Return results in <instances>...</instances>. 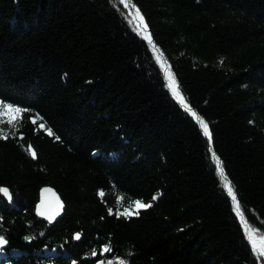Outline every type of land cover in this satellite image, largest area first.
Returning <instances> with one entry per match:
<instances>
[{
	"label": "trees",
	"instance_id": "1",
	"mask_svg": "<svg viewBox=\"0 0 264 264\" xmlns=\"http://www.w3.org/2000/svg\"><path fill=\"white\" fill-rule=\"evenodd\" d=\"M133 1L211 140L121 0H0V264H264V0Z\"/></svg>",
	"mask_w": 264,
	"mask_h": 264
},
{
	"label": "snow or ice",
	"instance_id": "2",
	"mask_svg": "<svg viewBox=\"0 0 264 264\" xmlns=\"http://www.w3.org/2000/svg\"><path fill=\"white\" fill-rule=\"evenodd\" d=\"M137 29L140 32L141 35H143L144 39H146L149 43H152V38L150 34H148L147 25L144 22L143 16L140 14L139 10L137 9L135 11V17ZM154 51L156 49L154 48ZM157 59H160V56H157ZM168 87L170 88L172 95L179 100L181 104L185 107L187 111H189L193 116L196 114L192 112L191 108L188 107V105L185 103L183 96L179 92L178 85L176 83V80L174 76L171 75L169 72L168 74ZM0 112L7 115L9 117L8 122L11 123L14 120H16L18 117H20L22 110L20 108L13 107L9 104H0ZM200 127L203 130V135L205 137H208L209 141L211 140V133L209 131L208 124L203 121L202 119H199ZM33 123H36V120H33ZM41 128H44V124H40ZM48 135H53L52 131L50 129L47 130ZM0 138H6L3 136H0ZM28 152L32 156L33 159L36 158V152L32 149L31 145L28 146ZM213 160L216 163L217 171L219 172V175L221 179L225 180V187L227 188L228 195L231 197L233 204L236 207L237 214L239 215V204L237 202V197L235 192L233 191V188L229 182H227V179L224 175V169L221 166V161L213 154ZM50 192L49 189H45V193ZM0 193H3L4 196H6L9 200H11V195L9 194L8 190L6 188H0ZM103 195V193H101ZM54 196V194H53ZM152 207L150 203H144L140 200L134 201L132 204H130L127 208L124 209L123 212H118V216H123L125 218H129L133 215H139V212L141 209H147ZM63 208V204L60 202L59 198H55L52 201H42L40 208L38 210V214L44 216L49 222L55 219L56 216L60 214V211ZM245 231L247 233V238L251 242L252 250L260 257H264V237H261L259 240L256 238V234L254 231H252L250 228H248L247 225H245ZM76 240L80 239V235L76 234L74 237ZM7 243V241L0 237V249L3 248V246ZM104 252H108L109 248L105 247L103 249ZM123 264V262H121Z\"/></svg>",
	"mask_w": 264,
	"mask_h": 264
},
{
	"label": "water",
	"instance_id": "3",
	"mask_svg": "<svg viewBox=\"0 0 264 264\" xmlns=\"http://www.w3.org/2000/svg\"><path fill=\"white\" fill-rule=\"evenodd\" d=\"M123 3H125V5L128 7V9L130 10V12H131V14L133 15V17H135V11L138 9L139 10V8L136 6V4L134 3V1L133 0H121ZM139 12H140V14L143 16V14H142V12L139 10ZM143 18H144V22H145V24L147 25V29H148V34H150V36H151V38H152V45H153V48H155L156 49V53H157V56H160V61H161V63L163 64V66H164V68H165V74H166V77H167V82H168V73L169 72H171L172 73V75L174 76V78H175V80H176V82H177V85H178V87H179V83H178V80H177V77H176V74L174 73V71H173V69H172V67L170 66V64H169V61H168V59L166 58V56H165V54H164V52H163V50H162V48L157 44V42L155 41V39H154V35L152 34V31H151V29H150V27L148 26V24H147V21H146V19H145V17L143 16ZM136 21V20H135ZM171 91V90H170ZM172 93V92H171ZM184 101H185V103L188 105V107L189 108H191V110H192V112H194L196 115L195 116H193L192 114V116L198 121V123H199V120L197 119V117H199V119H202V117H201V114L189 103V101H188V99L184 96ZM177 99V98H176ZM178 100V99H177ZM179 101V100H178ZM180 103V102H179ZM181 104V103H180ZM182 106H183V104H181ZM184 107V106H183ZM185 108V107H184ZM203 120V119H202ZM208 127H209V125H208ZM209 131H210V128H209ZM32 149L35 151V149L32 147ZM36 152V151H35ZM215 156L221 161V159H220V157L217 155V154H215ZM36 158H37V152H36ZM221 166H222V162H221ZM224 169V168H223ZM224 175H225V177H226V179H227V182H229L230 184H231V186H232V188H233V185H232V182L230 181V179L227 177V175H226V173H225V170H224ZM225 182V181H224ZM7 190H8V192H9V194L11 195V200L10 201H13L14 199H13V195H12V193H11V190L9 189V188H7V187H5ZM45 189H49L50 190V192H48V193H45ZM233 191H234V189H233ZM53 194H54V196H53ZM4 196V195H3ZM6 199H8L6 196H4ZM55 198H59V200H60V202L63 204V208H62V210L60 211V214L58 215V216H56L55 217V219L54 220H52L51 222L52 223H54V222H57L59 219H61L64 215H65V212H66V208H67V206H66V203H65V201H64V199H63V197H62V195L60 194V192L55 188V187H53V186H51V185H47V186H44L42 189H41V192H40V201H39V203H38V205H37V214H38V210H39V208H40V205H41V202L42 201H52V200H54ZM9 200V199H8ZM237 202H238V199H237ZM238 204H239V202H238ZM233 206H234V209H235V211H236V207H235V205L233 204ZM236 213H237V211H236ZM239 215H238V217H239V219H240V221H241V223H242V225L244 226V228H245V225H247L248 226V228H250L252 231H254L255 232V234H256V238L259 240L261 237H259L258 235H257V233H256V231L251 227V225H250V223L247 221V219L245 218V216H244V214H243V212L241 211V209H240V207H239ZM39 215V214H38ZM40 217H42L43 219H45V220H47L44 216H42V215H39ZM48 221V220H47ZM247 234V233H246ZM0 237H2V236H0ZM5 239V238H4ZM80 239H81V236H80ZM79 239V240H80ZM6 240V239H5ZM7 241V243L3 246V248L2 249H0V252H2L3 250H5V249H7V248H9V242H8V240H6ZM251 243V242H250ZM49 264H54V263H49ZM73 264H77V262H74Z\"/></svg>",
	"mask_w": 264,
	"mask_h": 264
},
{
	"label": "bare ground",
	"instance_id": "4",
	"mask_svg": "<svg viewBox=\"0 0 264 264\" xmlns=\"http://www.w3.org/2000/svg\"><path fill=\"white\" fill-rule=\"evenodd\" d=\"M171 73V72H170ZM169 74V73H168ZM171 75H172V73H171ZM173 76V75H172ZM177 83V82H176ZM184 98V97H183ZM185 99V98H184Z\"/></svg>",
	"mask_w": 264,
	"mask_h": 264
},
{
	"label": "rangeland",
	"instance_id": "5",
	"mask_svg": "<svg viewBox=\"0 0 264 264\" xmlns=\"http://www.w3.org/2000/svg\"><path fill=\"white\" fill-rule=\"evenodd\" d=\"M5 115V114H4ZM7 116V115H6ZM8 117V116H7ZM9 118V117H8ZM102 264V263H101Z\"/></svg>",
	"mask_w": 264,
	"mask_h": 264
}]
</instances>
